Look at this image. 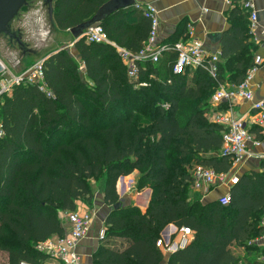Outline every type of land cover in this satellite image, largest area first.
I'll return each mask as SVG.
<instances>
[{
    "label": "trees",
    "instance_id": "16d2710c",
    "mask_svg": "<svg viewBox=\"0 0 264 264\" xmlns=\"http://www.w3.org/2000/svg\"><path fill=\"white\" fill-rule=\"evenodd\" d=\"M107 1L52 0L53 21L70 30ZM231 6L239 18L222 36L221 57L236 66V85L254 65L253 46L242 14L248 9L241 0ZM101 24L110 42L82 37L74 43L77 55L69 47L45 55L46 91L24 80L0 94V250L9 264H41L45 254L36 244L64 235L63 214L77 210L80 201L92 203L91 180L102 177L104 201L113 206L121 200L119 178L135 170L136 187L152 189L149 207L145 213L133 205L114 209L105 239L139 240L152 256L134 259L131 247L121 252L101 244L94 264H160L164 250L156 242L170 223L191 227L194 239L167 264H264L258 256L242 261L231 250L234 242L257 248L253 240L264 235V171L242 174L227 205L190 198L194 164L217 172L233 168L229 157L206 156L222 145L224 127L208 117L211 97L223 83L221 62L217 77L203 68L177 74V51L170 48L158 63L140 62L137 76H130L117 46L139 51L151 21L132 5Z\"/></svg>",
    "mask_w": 264,
    "mask_h": 264
},
{
    "label": "crops",
    "instance_id": "0c3cea01",
    "mask_svg": "<svg viewBox=\"0 0 264 264\" xmlns=\"http://www.w3.org/2000/svg\"><path fill=\"white\" fill-rule=\"evenodd\" d=\"M136 2L151 3L157 7L160 16L159 45L170 46L174 44V42L187 41L193 36L201 38L205 43L206 49L210 53L220 54L219 61L223 66L221 72L223 83L220 85H235L234 80L238 70L236 66H232L231 63H228L221 57L223 38L221 37L220 40L215 41L209 37L210 34H221L223 36L232 23L238 22L239 15L234 18V15H232L233 6L229 5L226 0H136ZM241 2H243V0H241ZM252 3V8L250 10L254 11L257 15L256 24L254 26L251 25L249 10L247 12L243 11L242 14L246 17L251 32L249 37V43L253 46L251 60L255 62L256 55H261L263 62L251 72L249 85L254 93L255 99H264V38H261V32L264 30V0H252ZM5 40H8L6 42L13 41L6 35H0V43ZM29 50V55L26 56L31 57L34 54L31 53L32 49ZM70 51L74 55H77V50L74 45L70 47ZM167 51L168 50L164 51L162 56H167ZM26 56L25 54L18 56L16 62L19 63L20 61L21 63L26 61L28 59ZM8 61L12 63L11 66L15 69L16 62L12 61L11 57L8 58ZM219 61L218 63H220ZM251 68H248L246 72L249 73ZM15 70L11 71L10 76L6 79L0 77V91L5 85L9 84L15 76L20 75ZM227 109V103L221 104L220 107L213 105L208 113V117L211 119L212 114L216 110ZM232 112L235 116L244 117L250 122L249 130L251 137L253 140H260L261 144L255 145L252 140L249 143L247 155H245L240 162L233 165V168L227 172L228 177L234 175L240 177L242 174L251 170L264 171V132L263 128L253 121V102L247 99H239L232 105ZM218 153L219 151H214L206 154V156H216ZM196 165L197 164H194L190 169L191 173ZM137 174L138 170H135L127 176L120 177L117 184V192L122 200L123 209L133 205L138 207L141 212L145 213L151 202L152 189L149 186L138 189L135 184ZM232 185L233 184L230 182H227L197 189L192 184L190 198L207 204L218 200L221 195L229 194ZM77 210L92 211L94 213L86 236L79 242L76 248L83 264H94V254L101 244H105L121 252L131 247V250H133L131 255L134 259H138L139 257L148 260L151 258L153 249H148V247L139 240L136 242L135 239H128L121 236H110L103 240L99 238L101 229L108 227L106 220L114 210L113 206L104 201V193L102 191L98 196L94 197V200L90 204L80 201ZM181 228L182 227L170 223L159 233V238L163 239L164 243L175 240L179 237ZM193 239L192 235L191 241ZM253 242L257 245V248L247 249L245 246L234 242L231 245L232 253L242 261L254 259L256 256L264 260V235L256 238ZM156 247L164 250V258L160 264H167L172 253L166 251L164 245L158 246L157 242ZM6 254L9 264V256L7 252ZM41 264L64 263L45 255L41 260Z\"/></svg>",
    "mask_w": 264,
    "mask_h": 264
},
{
    "label": "built area",
    "instance_id": "2783aa9c",
    "mask_svg": "<svg viewBox=\"0 0 264 264\" xmlns=\"http://www.w3.org/2000/svg\"><path fill=\"white\" fill-rule=\"evenodd\" d=\"M232 5L233 0H226ZM243 6L250 11L251 25L254 26L257 21V15L251 11L252 0L242 2ZM134 8L139 9L144 17L151 21V30L144 46L137 52L131 51L125 47L117 46L118 52L124 63L126 64L128 74L137 76L138 65L140 62L150 61L158 63L162 57V53L168 49L177 51V58L173 65V72L180 74L187 70L203 68L207 70L213 77H217L219 53H210L204 41L196 36L190 37L187 41H178L170 46H162L158 43L160 16L157 7L151 3L135 2ZM264 38V30L261 32V38ZM83 38L87 42H110L104 27L101 23L90 26L84 33ZM116 45L114 42H112ZM74 44V42H73ZM44 58L35 62L24 73L15 76L12 81L5 85L0 94L9 91L13 84L22 81L39 83L41 90H47L44 83ZM263 58L256 55L255 62L247 78L241 83L227 86L219 85L211 97L212 105L220 107L221 104L227 103V110H216L211 119L223 125L224 131L222 136V145L219 149V155L229 157L233 165L240 162L248 153L249 143L253 140L250 134L249 123L244 117H237L232 112V105L239 99H247L253 102V121L263 128L264 132V99H255L254 93L249 85L251 72L261 63ZM83 68V66H81ZM48 95L50 93L48 92ZM5 134L2 121L0 120V138ZM255 145L261 144L258 139L253 140ZM193 186L200 189L204 186L208 187L215 184H223L230 182L237 183L238 176L228 177L227 172H217L213 168L205 165H196L193 172ZM219 202L227 205L230 202L229 194L219 196ZM94 213L92 211H69L66 215L65 224L68 227L66 233L62 236L50 237L36 244V249L45 255L60 260L64 264H83L81 257L76 248L79 242L86 236L89 226L92 222ZM264 225V218L262 220ZM193 230L189 226H183L179 237L164 243L163 239L157 240L158 246H165V250L173 253L185 248L191 241ZM106 228L101 229L99 233L100 239H105ZM19 264H35L33 262L22 260ZM237 264H242L238 262Z\"/></svg>",
    "mask_w": 264,
    "mask_h": 264
},
{
    "label": "rangeland",
    "instance_id": "374dc122",
    "mask_svg": "<svg viewBox=\"0 0 264 264\" xmlns=\"http://www.w3.org/2000/svg\"><path fill=\"white\" fill-rule=\"evenodd\" d=\"M52 14V0H29L28 4L21 9L12 22V28L17 31L24 44L20 47L15 40L12 42L5 40L0 43V61L4 66L0 72L1 78H8L11 71L15 69L17 73L22 74L35 62L43 59L50 51L59 47L70 48L74 45V37L70 30L58 29ZM29 49H32L31 53L34 54L31 57L26 56L29 55ZM24 54L28 59L21 63L20 61L19 63L16 62L18 56ZM10 57L12 61L16 62L15 69L11 66L12 63L8 61ZM91 181H93L95 196H98L102 191L103 179L97 177ZM63 215L65 221L67 213ZM0 264H8L7 254L2 250H0Z\"/></svg>",
    "mask_w": 264,
    "mask_h": 264
},
{
    "label": "water",
    "instance_id": "95a60500",
    "mask_svg": "<svg viewBox=\"0 0 264 264\" xmlns=\"http://www.w3.org/2000/svg\"><path fill=\"white\" fill-rule=\"evenodd\" d=\"M135 2L136 0H108L105 2L88 21L70 29V32L74 37V43L76 40L84 36L85 31L90 26L102 23V21L114 11L128 8L134 5ZM27 4L28 0H0V35L8 36L11 40H15L20 46H23L24 43L17 31L12 28V22L18 16L21 9ZM209 37L217 41L221 39L222 35L210 34ZM3 67L2 62L0 61V71ZM122 177L123 176H121V178ZM121 205L122 200H119L113 205V208L117 209Z\"/></svg>",
    "mask_w": 264,
    "mask_h": 264
}]
</instances>
